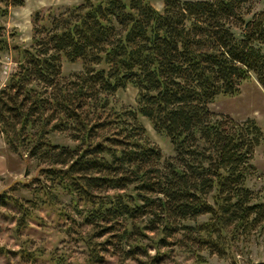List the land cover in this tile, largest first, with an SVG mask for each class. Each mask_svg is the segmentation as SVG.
I'll return each instance as SVG.
<instances>
[{"label": "trees", "instance_id": "16d2710c", "mask_svg": "<svg viewBox=\"0 0 264 264\" xmlns=\"http://www.w3.org/2000/svg\"><path fill=\"white\" fill-rule=\"evenodd\" d=\"M247 1L162 0L158 10L150 0H81L35 11L22 46L2 20L23 0H0V53L18 54L0 86V137L35 163L43 203L68 195L84 264L110 255L157 264L173 247L195 264L203 252L237 264L264 233V201L248 185L264 132L209 108L252 75L264 90V0L244 18ZM63 62L81 68L65 74ZM127 85L134 104L117 105L112 95ZM29 218L23 208L17 224Z\"/></svg>", "mask_w": 264, "mask_h": 264}, {"label": "rangeland", "instance_id": "374dc122", "mask_svg": "<svg viewBox=\"0 0 264 264\" xmlns=\"http://www.w3.org/2000/svg\"><path fill=\"white\" fill-rule=\"evenodd\" d=\"M80 1L23 0L21 6L11 7L8 15L2 20L7 29L17 33L10 39V43L22 46L29 44L31 20L35 11L43 12L50 7L57 11ZM150 3L158 10L162 8V0H150ZM261 8V0H248L241 7V12L244 18H248ZM17 59L18 54L11 47L0 53V85L15 69ZM80 68L79 62L62 64V71L65 74ZM135 92L133 86L127 85L116 90L112 98L117 105L131 106L134 104ZM209 108L227 114L235 121L252 118L264 132V90L253 75L239 84L236 95H219L209 104ZM140 123L145 127L150 140L159 146L162 157L171 156L172 150L167 138L157 134L146 118L140 117ZM251 161L256 172L250 176L248 185L256 196L264 201V143L254 148ZM36 173L35 163L24 161L12 152L0 137V193L4 192L7 199L4 205H0V264H84L83 249L74 241L72 231L68 230L72 224L71 219L74 218L68 195L54 191L56 204L43 203L41 201L43 195L38 192L39 181L34 179ZM23 208L30 209L32 218L26 219V223L21 226L17 222ZM57 208L62 209L67 216L58 215ZM244 250V253L237 255V264L264 263V233L252 237ZM202 254L206 260L204 264H231L229 258H220L206 252ZM103 264L137 262L127 259L121 263L116 256L110 255ZM157 264L195 262L188 253L173 247Z\"/></svg>", "mask_w": 264, "mask_h": 264}, {"label": "clouds", "instance_id": "9594fccd", "mask_svg": "<svg viewBox=\"0 0 264 264\" xmlns=\"http://www.w3.org/2000/svg\"><path fill=\"white\" fill-rule=\"evenodd\" d=\"M0 86H2V85H0Z\"/></svg>", "mask_w": 264, "mask_h": 264}]
</instances>
